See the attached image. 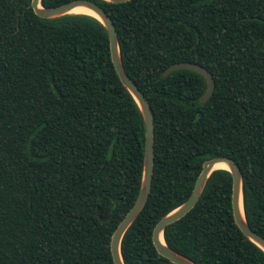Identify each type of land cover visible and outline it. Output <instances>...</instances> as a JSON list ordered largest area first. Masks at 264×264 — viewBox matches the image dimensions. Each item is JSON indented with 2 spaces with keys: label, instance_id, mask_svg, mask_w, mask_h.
Instances as JSON below:
<instances>
[{
  "label": "trees",
  "instance_id": "trees-1",
  "mask_svg": "<svg viewBox=\"0 0 264 264\" xmlns=\"http://www.w3.org/2000/svg\"><path fill=\"white\" fill-rule=\"evenodd\" d=\"M94 1L154 127L150 191L121 239L124 264H175L157 252L153 228L214 156L240 167L244 216L264 237V0ZM179 61L211 72L206 102L198 73L162 75ZM143 154V118L105 26L0 0V264H114L111 235L137 197ZM231 190L230 172L212 171L193 207L164 228L167 246L196 264H264L234 221Z\"/></svg>",
  "mask_w": 264,
  "mask_h": 264
},
{
  "label": "water",
  "instance_id": "water-1",
  "mask_svg": "<svg viewBox=\"0 0 264 264\" xmlns=\"http://www.w3.org/2000/svg\"><path fill=\"white\" fill-rule=\"evenodd\" d=\"M112 3H119L128 0H104ZM76 6H84L89 10L93 11L96 15H91L97 18L106 28L109 38V47L111 60L113 62L114 68L120 78L122 84L129 91V93L134 98L141 112L143 122H144V154H143V166L141 182L137 197L126 212L121 221L117 224L114 229L111 240H110V252L114 264H124L121 252L120 243L124 232L129 227V225L134 221L137 215L140 213L144 207L146 200L149 195L151 178H152V168H153V136L154 127L152 120V113L150 105L143 94V92L137 87L134 81L125 72L119 51L117 32L112 19L106 10L101 7L94 0H72L65 4L44 7L40 4V0H31V7L33 11L45 18H52L61 16L64 14L71 13V10ZM89 15V14H88ZM178 69H189L201 75L204 78L205 89L201 96L199 97V102H206L212 95L214 90V79L211 74L204 66L196 64L190 61H179L170 64L164 70L162 75L167 76L173 70ZM216 163H224L227 168H214ZM216 169H226L230 172L232 177V190H231V208L234 217V221L242 231V233L253 243H255L259 248L264 251V237L255 232L248 224L242 206V172L238 164L234 159L227 156H214L206 159L202 163L201 170L196 177L194 186L189 197L181 203L179 206L162 216L155 224L152 231V242L157 252L163 257L169 259L175 264H196L194 261L188 257L176 252L171 249L164 241L163 230L164 228L182 217L186 212H188L193 205L197 202L199 196L201 195L203 188L205 186L206 180L210 173ZM242 210V212H241ZM97 216L106 221L110 219V214L106 217H102L100 211L97 210Z\"/></svg>",
  "mask_w": 264,
  "mask_h": 264
},
{
  "label": "bare ground",
  "instance_id": "bare-ground-1",
  "mask_svg": "<svg viewBox=\"0 0 264 264\" xmlns=\"http://www.w3.org/2000/svg\"><path fill=\"white\" fill-rule=\"evenodd\" d=\"M71 13H80V14H89V15H96L93 11L89 10L84 6H76L71 10ZM214 168H227L224 163H216ZM242 212V210H241Z\"/></svg>",
  "mask_w": 264,
  "mask_h": 264
}]
</instances>
